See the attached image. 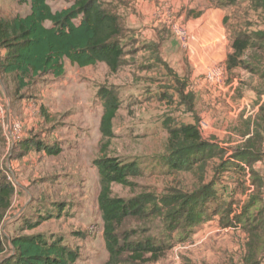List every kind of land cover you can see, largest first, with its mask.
<instances>
[{
    "label": "rangeland",
    "instance_id": "obj_1",
    "mask_svg": "<svg viewBox=\"0 0 264 264\" xmlns=\"http://www.w3.org/2000/svg\"><path fill=\"white\" fill-rule=\"evenodd\" d=\"M100 1L103 8L117 15L123 26L130 31L123 42L127 51L141 49L130 60L136 63L111 73L104 64L79 68L65 61V74L62 78L55 79L50 75L39 77L34 80L32 87L21 92L25 108L30 107L29 118L32 121L25 127V132L22 127V134L29 132V136L39 143L58 146L61 153L58 156H47L44 152H29L18 159L20 164L13 170L11 165L17 154L12 153V150L4 154L5 147H2L0 140V149L3 148L0 152V178L9 177L16 191L1 227L4 244L8 249L11 236L20 234L25 225L41 221L37 228L24 230L22 234L60 237L67 246L78 250L79 259L76 264H105L108 255L97 206L99 178L92 164L95 159L104 155L120 161H136L142 171L140 177L132 180L135 183L133 189L113 185V196L123 199L149 196L157 204L174 198L170 206L164 209L163 216L149 218L145 222L131 221L125 227L136 233L131 237L132 242L151 240L171 245L160 260L147 264L239 263L243 256L245 236L238 231L220 229L219 216L211 219L218 226L215 227V233L203 242H200V238L197 239V232L201 231L203 224H191L197 217V210L189 212L186 208L187 211L168 216L170 212L167 211L172 212L178 207L182 197H190L195 192L197 173H168L161 157L165 154L168 138L166 126L177 127L193 122L197 127L199 121L204 120L211 130L214 126L221 127L227 121V114L231 113L226 100L236 103L246 99L256 105L264 96L263 93L257 98L255 94L261 90L262 84L255 75L243 70L233 73V77L227 73V84L231 79L236 81L235 90L232 93V89H225L222 96L217 89L201 85L198 81L200 75L197 77L195 115L190 114L180 104L179 84L173 81V74L169 73L185 74L180 62V59L183 61V55L178 54L174 41L168 42L174 45L176 55L161 58L159 52L154 59L153 54H147L141 48L142 45L144 49L150 47L140 36L143 32L139 33L138 29L142 27L137 28L129 21H158L161 14L172 21H190L203 14L207 15L208 11L217 10L221 12L222 21H227L224 27L231 39L238 32L251 33L262 29L264 10L255 9L252 0ZM71 2L72 0H47L52 11L66 8ZM28 11L29 7L19 4L18 0H0L1 18L24 16ZM159 30L163 38L174 39L169 28L162 27ZM148 31L153 33L155 30ZM134 37H138V40H134ZM153 45L156 46L155 43ZM153 45L150 50H155ZM157 57L161 61L165 58L164 63L168 64L161 65ZM146 65H149L146 67L148 69H144ZM8 80L11 81V78ZM102 86L115 91L120 105L112 121L114 136L108 145L101 139L99 132L103 106L97 98V91ZM163 93L164 96H160ZM3 123L7 125L6 119ZM104 144L107 147L102 151ZM1 154L4 157L1 158ZM12 173L15 181L12 180ZM210 176L209 167L207 179ZM217 185V192L221 197L210 203V208L227 201L221 192V181ZM186 212L189 214L186 215ZM6 253L9 251L6 250Z\"/></svg>",
    "mask_w": 264,
    "mask_h": 264
},
{
    "label": "trees",
    "instance_id": "obj_2",
    "mask_svg": "<svg viewBox=\"0 0 264 264\" xmlns=\"http://www.w3.org/2000/svg\"><path fill=\"white\" fill-rule=\"evenodd\" d=\"M18 3L29 7L27 14L16 15L10 19L0 17V79L10 98L11 107L14 102L22 100L21 92L32 87L35 79L48 75L55 79L62 78L65 74V61L79 68L104 64L111 73H116L123 65V42L130 31L123 26L117 15L103 8L100 0H72L68 7L57 11L51 10L47 0H18ZM252 4L255 9L264 10V0H252ZM223 23L226 25L227 21ZM230 49L224 64L227 73L233 77L232 74L240 69L255 75L262 84L261 90L255 92L259 98L264 93V21L260 30L251 33L238 32L231 37ZM9 78L11 81H7ZM97 98L103 106L99 132L101 139L108 145L114 136L112 121L120 107L119 99L114 90L105 86L98 89ZM263 111L264 108H261L260 112ZM166 129L168 138L161 161L167 172L197 173L195 192L190 197H182L178 207L172 212L167 211L170 212L168 216L188 208L189 212L197 210V217L191 224L197 222L198 226L214 216H219L222 227L231 226L228 220L231 207L229 203L222 201L217 207L208 206L220 199L215 186L225 173L235 171L238 175L242 174L243 170L236 160L248 156L242 150L243 146H239L230 157H226L227 152L224 149L201 137L195 124L166 126ZM107 145H102V151ZM15 148L19 151L16 155L18 159L29 152H44L47 156H58L61 153L58 146L44 145L30 136L22 138ZM253 156L256 158L258 154ZM92 164L99 178L97 206L102 221L104 247L108 255L105 264H147L160 260L171 245L151 240L132 242L131 237L136 233L125 227L131 221L145 222L149 218L163 216L164 209L170 206L174 198L157 204L149 196L129 199L115 197L112 194L113 185L129 189L135 187L132 180L142 175L138 162L120 161L101 155ZM209 167L211 176L207 179ZM258 188L257 185V191ZM15 194L14 185L7 177L2 176L0 264H76L79 259L78 250L67 246L62 238L22 234L24 230L37 228L41 221L25 225L20 234L11 236L7 249L1 236V227ZM261 213L262 204L255 194L244 207L241 216L236 219L242 230L254 238L248 243L242 264H259L257 254L262 251L260 246L264 240V217ZM257 232L262 235L256 234ZM6 250L9 251L8 254Z\"/></svg>",
    "mask_w": 264,
    "mask_h": 264
},
{
    "label": "crops",
    "instance_id": "obj_3",
    "mask_svg": "<svg viewBox=\"0 0 264 264\" xmlns=\"http://www.w3.org/2000/svg\"><path fill=\"white\" fill-rule=\"evenodd\" d=\"M202 19L204 21H198ZM129 22L130 24L137 26V28L142 27V29H138L139 33L143 32V34H141L140 36L142 40H144L148 45H150V47L153 45V43L156 44V46L153 45L155 46L154 49L156 51L150 50V47H146V49H144V45L141 46V48L145 50L147 54H153L155 56L154 59H156V55H158L159 52H161V55L159 54V57L161 58L168 57L171 54L176 55L177 49L178 54L183 55V61L180 59V62L181 65H183L185 74L176 75L175 73H169L173 74V81H175L176 84H179V93H181L180 104L185 108L187 112L195 115L194 110L195 102L197 101V77L202 75L204 67L206 68L208 66H212L218 63L224 65L227 55L231 52L230 39L226 34L221 12H218L217 10H212L208 11L207 15L203 14L198 19L196 18L190 21H178L180 23H183L184 27H186V29L189 31L191 47L190 51L182 50L177 39L174 37L173 34L172 36L174 39L163 38L164 36H162L163 34L159 29L162 27H168L162 21ZM155 28L159 29L156 30ZM148 30L155 31H152L153 33H150ZM134 38V40H138V37ZM169 40L174 41L176 50L174 49V45L168 42ZM140 50L132 49L127 51L125 45L123 65L121 66V68L128 64H135L136 61L130 60L135 58ZM163 60H160V64L163 66L167 65L168 63H164L166 61ZM148 66L149 65H146L144 69H148L146 68ZM198 81L201 82V85L205 84L201 78ZM190 82H193V84H189ZM229 83H233V93L235 90L236 81L235 79H231L229 80ZM222 92L223 91H220L219 94L223 96L224 94ZM232 93L228 96L229 99ZM160 96H164V93ZM2 104L4 105V109L2 107ZM226 104L231 109V113L227 114V121L224 122L225 124H223L221 127H212V130L205 135L206 137H203L202 135L201 137L206 141H210L212 143L217 144L219 148L224 149L227 152L226 157H230L233 151L241 145L243 146L242 150L246 151V153L248 154V156L236 160V163L243 170L241 175H238L235 171H230L225 173V177H222L223 179L220 180L221 192L223 196L227 198V201L225 202L229 203L231 206L228 215V220L229 222H231V226L222 227L220 225V229L224 231H238L244 234L245 243L243 244L242 259L239 263L231 261V264H242L246 256L248 243L250 244V242L254 238H251L250 234L242 230L241 226L237 224L236 219L241 216L244 207L247 205L250 198L255 194L256 196H258L262 204L261 215L262 217H264V111L260 112V109L264 108V101H260L258 104L254 105L252 103H249V101L246 99L238 100L236 103H231L229 102V100H226ZM250 104L252 107L251 111ZM244 106L246 107V109H244ZM25 107L26 104L24 99L14 102L13 107H11L10 98L5 90L4 84L1 82L0 79V140L3 144L2 147H5L4 154L11 150L12 153L15 152L17 154L18 150L15 148V146L10 148L7 144L5 139V134L7 130L3 127V120L6 119L7 124L17 121L21 122L25 132V127H27L28 124L32 123L31 119L29 118L30 107L28 109H26ZM21 119L23 120L21 121ZM187 124L194 123L190 122ZM29 135V132L26 135L23 133V136L25 138L29 137ZM2 147L0 149V152L3 149ZM254 154H258V156L255 158L253 156ZM2 157H4V155L2 156L1 154V158ZM14 157V161L11 165L13 170L14 168H17V166L20 164L18 163V161L20 160H18L16 156ZM11 176L12 180L15 181L13 173ZM253 179L256 182L253 181ZM217 184L215 186L216 190L219 187ZM256 184L259 187L258 191L256 190ZM251 211L252 209H250V212ZM212 218H216V216ZM211 219L202 223L203 225L201 224V231L197 232V239L200 238V242H203L209 236L214 234L215 227H218L215 225L214 222H211ZM218 221L220 224V217ZM256 234L262 235L261 232H257ZM260 248L262 249V251L257 254V261L259 264H264V240ZM230 258L232 260L233 256H231Z\"/></svg>",
    "mask_w": 264,
    "mask_h": 264
},
{
    "label": "built area",
    "instance_id": "obj_4",
    "mask_svg": "<svg viewBox=\"0 0 264 264\" xmlns=\"http://www.w3.org/2000/svg\"><path fill=\"white\" fill-rule=\"evenodd\" d=\"M161 15H159L158 21H162L171 30L172 34L177 39L180 47L183 50L190 51L191 47L189 31L180 22L172 21L171 19L168 20L165 15ZM201 79L204 81L205 84L209 85L214 89H217L218 91H223L225 89L233 90V83L227 84V71L223 64H215L206 67L201 75ZM263 97L261 101H264ZM3 127L7 130L5 134L7 144L10 147H14L16 143H18L23 138L21 122L17 121L12 122L10 124L8 123L7 125L3 124ZM197 129L200 135H203V133L209 132L211 130L209 124L204 120L199 121ZM7 179L12 183L9 177Z\"/></svg>",
    "mask_w": 264,
    "mask_h": 264
}]
</instances>
